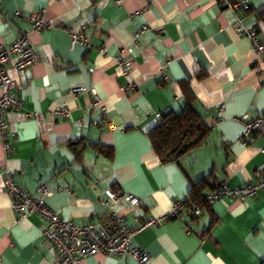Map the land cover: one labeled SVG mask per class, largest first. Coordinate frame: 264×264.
I'll return each mask as SVG.
<instances>
[{"label":"crops","instance_id":"0c3cea01","mask_svg":"<svg viewBox=\"0 0 264 264\" xmlns=\"http://www.w3.org/2000/svg\"><path fill=\"white\" fill-rule=\"evenodd\" d=\"M226 1L232 3L0 0V49L30 29V15L42 14L48 25L32 36L40 62L19 80L21 108L6 116L9 131L17 135L8 158L0 139L1 264H56L59 259L44 237L46 220H19L14 212L7 173L29 195L46 186L47 207L77 225L102 219L100 201L108 191L138 197L141 210L122 206L112 212L132 227L159 221L133 240L150 256L147 264H264V193L245 202L220 200L196 220L183 212L169 219L177 203L190 199L192 185L210 174L212 186L243 188L264 170V139L244 145L236 122L264 114V69L249 39L237 31V19L246 31L258 23L253 14L226 9ZM238 3L264 6V0ZM18 12L22 19L16 18ZM143 27L149 28L147 34H138ZM78 29L90 38L89 50L72 48L71 32ZM120 61L130 62V68L122 69ZM203 72L207 78L198 79ZM7 75L17 79L11 70ZM74 89L86 92L74 99ZM95 97L104 111L94 108ZM192 101L210 131L206 145L178 163L162 165L147 133L162 114H179ZM64 106L69 117L56 119L54 112ZM222 108L223 121L216 126ZM90 145L106 153L112 147V158ZM82 264L138 263L96 255Z\"/></svg>","mask_w":264,"mask_h":264},{"label":"built area","instance_id":"2783aa9c","mask_svg":"<svg viewBox=\"0 0 264 264\" xmlns=\"http://www.w3.org/2000/svg\"><path fill=\"white\" fill-rule=\"evenodd\" d=\"M54 1V0H51ZM119 5L120 2H117ZM225 6L235 14L241 8H247L242 3H230L226 1ZM16 18L22 19L23 15L18 12ZM26 20L29 21L30 29L24 31L13 45L0 49V88L2 96L0 98V139L2 149L8 158L13 154L14 143L17 135L9 131L6 116L10 111H17L21 108V83L19 80L27 78L28 72L38 65L40 59L32 43V36L48 28L42 14H32ZM237 31L244 34L250 41L254 53L258 57L259 64L264 69V34H259L254 30H245L241 20ZM148 27L141 28L138 34H147ZM71 45L73 49L89 50L91 47L90 38L85 34L84 29L71 32ZM122 69L130 68V62H119ZM7 70H11L17 76L12 79L7 75ZM134 86H129L128 91L134 90ZM84 89H74L70 96L74 99L85 94ZM100 100L95 97L93 106L95 109H102ZM106 114V113H105ZM70 111L67 107H62L54 112L56 119H67ZM223 108L216 113L215 124L220 125L223 121ZM30 117V116H28ZM41 119L40 117H36ZM108 119V117H106ZM243 128L242 143L250 145L256 139H264V114H247L236 119ZM264 155V149L262 151ZM5 188L13 200L12 208L23 220L30 216H39L45 219L47 226L44 230V237L58 254L56 264H82L84 260L96 255L124 256L135 260L138 264H147L150 256L143 250L133 246L135 237L146 231L151 226L157 225L159 221L154 219L145 220L138 223L136 227L130 226L126 217L112 212L115 207L127 206L132 211L142 209L141 200L131 194L120 191H108L106 197L100 201L104 207L102 219L99 222H89L86 225H77L73 222H65L51 211L45 202V198L50 196L46 186H40L37 195H29L25 190L20 189L14 182L12 175L5 174ZM260 193H264V170L261 177L247 184L243 188H230L225 183L209 194L210 203L218 200L230 199L245 202L255 198ZM182 204L177 203L171 214L172 218H178L182 213ZM187 213V212H186ZM186 215L200 217V211L189 210ZM138 222L136 216L133 217ZM1 264V261H0Z\"/></svg>","mask_w":264,"mask_h":264},{"label":"trees","instance_id":"16d2710c","mask_svg":"<svg viewBox=\"0 0 264 264\" xmlns=\"http://www.w3.org/2000/svg\"><path fill=\"white\" fill-rule=\"evenodd\" d=\"M230 1L233 4L240 2V0ZM239 11L245 12L246 14H253L258 23V27L255 28V30L259 34H264V6L257 9L250 7L248 9L241 8ZM206 78L207 75L205 72L202 74L200 73L198 76V79L200 80ZM209 132V128L205 123L204 115L196 110V106L192 101L188 104L186 109L179 114L174 112H166L162 114L159 123L155 125L147 135L160 164L168 165L178 163L185 155L205 146L209 137ZM90 147L97 150L100 154L106 155L107 158H112L114 153L112 147H108L107 153L98 145H90ZM212 179H214V175L210 174L209 177L192 185V196L190 199L182 202L183 214H187L189 210H198L201 213L200 216H202L205 211H211V207L214 203L220 201L218 200L214 203H210L208 199L209 194L215 192L221 185L215 184L212 186ZM187 217L192 220L199 218L191 215H187Z\"/></svg>","mask_w":264,"mask_h":264},{"label":"flooded vegetation","instance_id":"af4514ba","mask_svg":"<svg viewBox=\"0 0 264 264\" xmlns=\"http://www.w3.org/2000/svg\"><path fill=\"white\" fill-rule=\"evenodd\" d=\"M249 8V6H247V8L246 9H248Z\"/></svg>","mask_w":264,"mask_h":264}]
</instances>
